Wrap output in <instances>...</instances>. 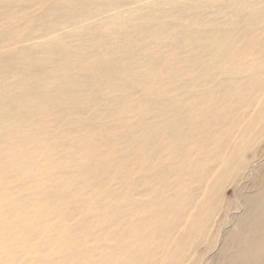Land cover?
Listing matches in <instances>:
<instances>
[{
  "label": "bare ground",
  "instance_id": "1",
  "mask_svg": "<svg viewBox=\"0 0 264 264\" xmlns=\"http://www.w3.org/2000/svg\"><path fill=\"white\" fill-rule=\"evenodd\" d=\"M263 154L264 0H0V264H264Z\"/></svg>",
  "mask_w": 264,
  "mask_h": 264
},
{
  "label": "rangeland",
  "instance_id": "2",
  "mask_svg": "<svg viewBox=\"0 0 264 264\" xmlns=\"http://www.w3.org/2000/svg\"><path fill=\"white\" fill-rule=\"evenodd\" d=\"M263 160V161H262ZM259 161H262V162H264V154L261 156V158L259 159ZM252 180V176H251V178L250 179H248V182H250ZM247 182V183H248ZM243 189H241V187H233V186H228L226 189H225V196H226V198L228 199V200H230V201H232V202H235V204H236V209H232L230 212H229V216H228V220H227V222L224 224V230L223 231H228V230H230V229H232L233 228V226H234V222H235V218H238L241 214H242V212H243V210H242V206L240 205V203H241V194L243 193ZM83 194V193H82ZM84 195H87L86 193L84 194ZM107 198H105L104 200H106ZM72 213H74V216H73V219H74V221L75 220H77V219H79V215H78V213H79V211H78V209L76 208V210H73V212ZM60 215V214H59ZM76 215V216H75ZM59 216H52V218L48 221V223H52L53 221V224H55V223H57L59 220ZM108 220V221H107ZM107 222H106V224H108V225H110V224H112L113 222L111 221L110 222V220H113V219H108L107 218ZM101 229V230H100ZM100 231H102V228H99L96 232H100ZM85 243V242H84ZM64 244H61L60 246H63ZM202 247V246H201ZM201 249V248H200ZM218 248H217V246L214 248V249H212L210 252H208L204 257H203V260H202V263L201 264H215L214 263V261H215V256H216V253L218 252V250H217ZM209 255V256H208ZM160 255L159 254H156V255H154V257H153V259H156L157 260V258L159 257ZM157 257V258H156ZM212 257H214V258H212ZM57 258L59 259L58 261H65V260H71V259H73L74 257L73 256H65V254H61L60 256L58 255L57 256ZM212 260V261H211ZM206 261V262H205Z\"/></svg>",
  "mask_w": 264,
  "mask_h": 264
}]
</instances>
